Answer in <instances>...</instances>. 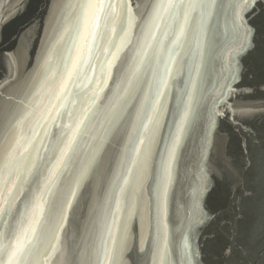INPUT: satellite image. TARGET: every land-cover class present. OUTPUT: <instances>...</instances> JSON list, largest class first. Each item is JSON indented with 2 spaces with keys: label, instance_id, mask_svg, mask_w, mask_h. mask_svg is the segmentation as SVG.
Masks as SVG:
<instances>
[{
  "label": "snow or ice",
  "instance_id": "1",
  "mask_svg": "<svg viewBox=\"0 0 264 264\" xmlns=\"http://www.w3.org/2000/svg\"><path fill=\"white\" fill-rule=\"evenodd\" d=\"M255 3L256 0H237L228 5L234 28L242 27V13ZM70 7L75 14L57 41L59 44L65 36H70L69 54L59 56L51 76L47 77L59 75L54 99L60 103L51 104L48 115L42 117L44 123L31 139L21 130L25 116L17 118L5 133L6 143L0 151V218L9 217L0 227V257H3L0 264H40L39 257L47 259L50 240L55 237L59 243L57 229L64 227L66 208L72 207L77 189L98 170L97 158L102 163L104 144L122 125L128 143L104 193L101 238L91 254L96 264H104L102 257L109 261L125 255L130 258L134 251L143 253L150 245L154 264H168L167 197L172 161L188 127L204 118L195 106L193 77L198 79L203 75L205 55L211 59L214 53L217 37L211 21L217 10L225 6L217 0H154L139 17L136 9L140 5H134L132 0H79ZM138 24L142 27L134 51L131 56L122 57L121 49L127 47L129 30ZM251 31L248 29L249 35ZM190 36L195 42L194 49L186 47ZM101 49L103 58L96 55ZM54 52L55 47L49 51L45 64L52 62ZM185 72L192 88L179 90V103L173 112L166 98L177 75L182 78ZM110 80L118 82L110 89L111 95L102 96ZM69 98L71 108L64 104ZM130 108L134 109V118ZM53 111L60 123L51 115ZM169 114L175 132L169 131L163 150L167 156L162 153L157 162L152 145L162 138V117ZM218 115V106L214 104L208 110V123H214ZM49 119L55 130H49ZM128 123L130 130L126 128ZM96 132L103 134L94 135ZM83 144L93 154L79 168L75 186L69 189L71 199H67L58 182L75 163ZM261 168L264 170V159ZM30 193H33L31 198ZM21 198L23 211L18 207ZM14 210L18 219L13 215ZM51 247L55 248L56 244ZM181 255L191 264L187 243Z\"/></svg>",
  "mask_w": 264,
  "mask_h": 264
},
{
  "label": "water",
  "instance_id": "2",
  "mask_svg": "<svg viewBox=\"0 0 264 264\" xmlns=\"http://www.w3.org/2000/svg\"><path fill=\"white\" fill-rule=\"evenodd\" d=\"M153 2L132 0L134 5H140L136 9L137 17ZM217 2L225 7L218 9L211 21L217 37L216 47L211 59L205 55L203 75L198 79L193 77L195 106L204 118L188 127L172 161L167 197L168 264H188L181 255L185 243L191 253V264H264V170L261 168L264 159V0H256L255 5L242 13L240 29L232 26V10L228 8L237 0ZM78 3L79 0H0V151L6 143L5 133L17 118L25 116L21 130L31 139L44 123L42 117L48 115L51 104L60 103L54 99L60 77L58 74L51 79L47 77L51 76L59 56L69 54L70 36H65L59 44L57 41L75 14L70 5ZM140 27L142 24L129 30L127 47L121 49L122 57L131 56ZM248 29L252 30L250 35ZM188 46L195 48L191 36ZM53 47L56 52L52 62L45 64ZM96 55L103 58L102 49ZM195 59L200 61L198 55ZM117 82L110 80L101 95H111L110 89ZM185 87L192 88L187 72L182 78L177 75L166 98L173 112L179 103V90ZM221 92L225 94L221 96ZM70 99L64 101L68 108H71ZM214 104L219 115L209 124L208 110ZM129 111L134 118V109ZM51 115L56 117L54 111ZM80 115L78 111L77 116ZM125 120H128L127 114ZM56 122H61L59 117ZM162 123V138L152 145L157 162L168 143L169 131L175 132L171 114L162 117ZM47 126L55 130L51 119ZM126 128L130 130L131 123ZM44 140L47 143L46 137ZM127 143L123 125L119 132L109 135L102 163L97 158L98 170L77 189L72 207L66 208L64 227L57 229L59 243L55 237L50 240L47 259L39 257L40 264H96L91 251L101 238L104 193L120 166V154ZM92 154V149L83 144L79 156L74 158L75 163L58 182L67 199H71L69 189L75 186L79 168L88 163ZM22 201L23 198L18 204L21 211ZM13 215L19 218L15 210ZM5 219L9 217L0 218V227ZM136 241L139 245L138 225ZM52 244L56 247L52 248ZM102 259L104 264H154L150 245L143 253L134 251L130 258L125 255L115 261Z\"/></svg>",
  "mask_w": 264,
  "mask_h": 264
}]
</instances>
